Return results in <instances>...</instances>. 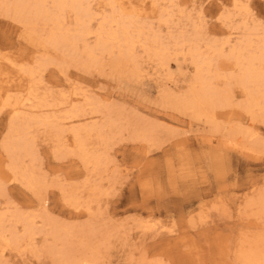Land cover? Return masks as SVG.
<instances>
[{"label": "rangeland", "instance_id": "obj_1", "mask_svg": "<svg viewBox=\"0 0 264 264\" xmlns=\"http://www.w3.org/2000/svg\"><path fill=\"white\" fill-rule=\"evenodd\" d=\"M196 1L201 15L190 0H174L185 3L179 8L184 17L177 7L167 25L158 22L157 11L143 18L161 31L167 50L160 64L138 45V78L114 74L109 56L89 71L71 66L63 73L49 65L37 74V86H46L54 98L75 91L112 108L117 126L101 133L108 141L101 142L96 132L89 137V148L105 157L99 170L86 169L72 146L57 155L60 144H73L74 125H63L59 142L53 131L36 126L31 131L35 156L25 165L40 184L31 190L20 180L11 181L1 144L12 114L0 107V181L6 183L0 213L6 209L37 216L38 229L31 246L23 242L3 254L0 246V264H62L54 263L50 251L63 248V236H69V249L81 264H245L252 255L264 264V125L239 108L243 94L236 85L233 106L216 109L213 123L166 102L168 95L185 93L195 76L188 45L174 46L172 38L184 30L190 33L197 23L205 35L203 48L213 40L221 43L227 38L224 18L231 26L245 18L250 29L262 34L264 0H239L245 9L241 15L234 9L236 0ZM44 53L20 23L0 12L2 63L35 68ZM48 55L60 58L52 50ZM209 57L213 69L236 73L233 63ZM2 70L10 72L5 66ZM225 85L217 82L220 88ZM96 116L94 123L105 124L103 115ZM236 126L247 130L249 138L233 134ZM260 140L263 145L253 150ZM70 197L79 209L70 205Z\"/></svg>", "mask_w": 264, "mask_h": 264}, {"label": "bare ground", "instance_id": "obj_2", "mask_svg": "<svg viewBox=\"0 0 264 264\" xmlns=\"http://www.w3.org/2000/svg\"><path fill=\"white\" fill-rule=\"evenodd\" d=\"M147 1L0 0L1 14L20 23L29 41L45 51L35 68L19 67L14 61H0V107L7 108L12 114L1 144L8 159L7 169L14 177L11 181L20 180L31 190L40 184L33 169L25 165L26 159H33L35 156V142L31 131L36 126L53 131L54 138L59 142L63 125H74L73 144H60L57 155L72 146V154L78 157L86 169L92 167L93 171H97L104 164V155L89 148V137L96 132L100 134L101 142L108 141L101 133L104 127L113 129L117 126L112 108L75 91L59 92V97L54 98L46 86H37L36 76L49 65H56L63 73L71 66L89 71L101 66L104 58L109 56L114 74L130 79L138 78L142 74L137 62L138 45L150 59L163 64L167 47L161 31L154 30L153 25L143 18H149V13L155 14L157 11L158 22L167 25L172 17V10L177 7L178 13L184 17V11L179 8L185 3L176 4L174 0H167L168 3L163 4L162 1L165 0H149V5ZM238 1H235L234 9L241 15L245 9ZM190 3L195 10H200L201 15L198 2L190 0ZM229 22L228 18L223 19L226 30L222 33L227 38L221 43L210 41L205 48L201 24L194 23L190 33L184 30L172 38L174 46L188 45L187 54L193 61L195 76L185 93L179 96L168 95L166 102L184 112L190 111L198 119L205 118L207 123H213L216 109L233 106L232 89L236 85L243 94L239 108L264 125V33L258 34L256 29H250L245 18L239 26H231ZM46 29H49L48 33L38 39L39 32ZM51 50L59 53L60 58L49 57L48 52ZM205 51L211 54L206 55ZM208 55L233 63L237 68L236 73L225 74L221 69H213L214 60ZM2 66L10 72L3 71ZM221 80L226 82L223 88L217 86V82ZM96 115H103L105 124L94 123L99 118ZM232 132L249 138V132L242 126H236ZM144 137L147 135L144 134ZM258 145H263V142L255 141L253 150ZM5 186L6 183L1 180L0 195L5 191ZM69 202L75 209L80 208L73 197H70ZM86 208L89 209L90 205ZM5 210L2 209L0 213L1 253L6 249L21 247L23 242L31 246L38 234L37 216L18 210L7 213ZM53 230L55 236L59 235L56 227ZM168 233L172 234L174 231L168 230ZM62 239L63 248L60 251H50L54 263L56 260V263L61 261L62 264H81L83 260L76 258L74 251L69 249V236H63ZM245 264L263 263L257 255H252L246 259Z\"/></svg>", "mask_w": 264, "mask_h": 264}]
</instances>
